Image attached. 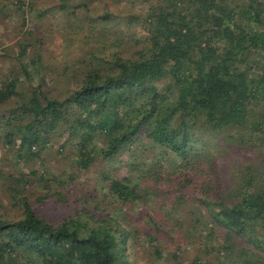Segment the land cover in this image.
Returning <instances> with one entry per match:
<instances>
[{
  "label": "trees",
  "instance_id": "obj_1",
  "mask_svg": "<svg viewBox=\"0 0 264 264\" xmlns=\"http://www.w3.org/2000/svg\"><path fill=\"white\" fill-rule=\"evenodd\" d=\"M127 16L145 29L137 46H124L130 40L122 36L113 56L90 50L72 90L55 94L42 74L20 92V77L32 82L23 61L2 79L0 142L25 164L59 144L74 154L79 173L98 158L126 156L127 174L102 171L107 192L96 184L92 197L77 191L83 208L58 222L36 212L27 195L18 200L19 219L0 212V264H132L127 246L143 236L160 259L164 229L190 244L200 227L218 244L200 249L191 264H208L213 253L218 264H264V0H154L142 19ZM30 45L20 44L21 58ZM35 62L43 68L41 57ZM236 144L260 157L238 165L227 184L217 159ZM57 176L51 179L61 185L73 177ZM135 209L142 215L129 220L124 212ZM178 209L189 217L174 215Z\"/></svg>",
  "mask_w": 264,
  "mask_h": 264
},
{
  "label": "rangeland",
  "instance_id": "obj_2",
  "mask_svg": "<svg viewBox=\"0 0 264 264\" xmlns=\"http://www.w3.org/2000/svg\"><path fill=\"white\" fill-rule=\"evenodd\" d=\"M153 2L154 0H0V83L11 70H20V62L23 61L28 65L32 82L24 76L20 77V92H26L30 84H39L42 74L47 76L48 84L52 86L55 94L72 90L77 81L72 77L83 74L89 57L85 64L83 61L90 50L99 49L103 54L113 56L119 48L123 49L118 42V38L122 36L130 40L124 46L128 45L133 49L137 46L139 37L144 35L145 29L139 22L129 23L127 15L136 13L142 19ZM106 12H111L112 17L104 18ZM96 26L102 29L103 33H97L92 29ZM21 43L33 44L22 58ZM40 57L43 68L39 66L41 65L39 62H35ZM32 58L36 59L31 60ZM14 107L15 102L4 108L8 110ZM259 157V151L252 148L238 144L227 146L217 159L224 182L230 184L234 180L233 177L240 169L238 165L258 162ZM73 158L74 154L69 153L67 149L61 153L59 144H54L52 148L44 151L41 161L36 159L25 164L17 157L14 149L6 148L0 142V169L3 172V177H0V212L6 219H19L22 217V207L18 200L27 195L36 212L48 220L58 222L75 214L76 209L83 208L82 201L74 200L77 191L86 192L92 197L91 192L96 184L98 188H102L101 192H107V180L102 179V171L120 177L127 174L126 168L120 163L122 159L126 160V156L112 160L98 158L88 169L80 173L76 164H73ZM31 167L38 170V176L29 175ZM43 173L44 179L50 178L47 184L39 180ZM60 174L64 175L60 177L62 180L68 175H73L72 180L64 185L53 182L51 178ZM21 175L23 182L17 184L14 177ZM14 187L22 188L23 192L14 191ZM105 198L109 199V196ZM110 199L113 200L111 197ZM154 207L156 206L152 205V211H156ZM123 208L127 210L126 207ZM138 213L142 215L137 209L125 211L124 215L129 220L134 218L138 221L136 217ZM174 215L180 218L189 217L185 209L176 210ZM218 229V234L223 235L221 223ZM190 230L196 231L195 228ZM199 231L202 232L201 235H197L200 239L196 238L188 244L182 233L177 232L176 236L164 229V234L162 233L158 241L163 255L160 259L156 258L153 248L155 246H152L145 236L139 238L135 245L127 246L126 254L132 264H191L196 255L200 254V249L218 244V241L209 239L210 235L205 229L200 227ZM262 239L264 240V237ZM178 240L184 241L178 244ZM235 240H238L239 247L247 245L245 239L233 235L232 241ZM180 246L181 249L177 250L176 248ZM249 247L252 248L251 244ZM174 252L178 258L174 257ZM206 259L205 262L208 261V264H218L216 253L207 255ZM235 261L237 264H243L238 259ZM17 262L20 263L18 260Z\"/></svg>",
  "mask_w": 264,
  "mask_h": 264
}]
</instances>
